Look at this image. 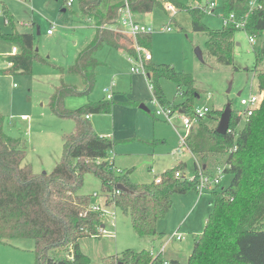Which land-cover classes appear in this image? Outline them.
Masks as SVG:
<instances>
[{
  "label": "trees",
  "instance_id": "1",
  "mask_svg": "<svg viewBox=\"0 0 264 264\" xmlns=\"http://www.w3.org/2000/svg\"><path fill=\"white\" fill-rule=\"evenodd\" d=\"M250 1L222 0V22L223 19L227 22L220 28L210 29L202 21L203 6L164 0L188 12L191 29L205 33V50L218 63L233 65L236 31L242 29L249 36L261 39L252 69L257 89L262 93L258 108L239 128L231 109L228 126L233 133L219 134L215 128L222 110L209 107L197 129H190L186 135L187 148L195 157V171L197 163L204 169L212 158L222 156L224 164L229 165L224 173L232 176L226 187L217 186L211 191L212 211L193 242L186 264H264V0H255L253 7ZM122 5L121 1L113 0H78L80 14L91 19L96 30L92 41L74 60L73 70L82 77L83 89L61 83L49 98L53 114L73 122L72 130L62 135V156L49 173H34L30 164H23L25 142L6 134L4 117L0 114V240L32 239L35 264L89 263L79 240L100 237V229L105 224L99 212L91 209L92 195L80 193L86 173L99 179L103 193L113 192L118 184L125 187L119 194L107 197L105 204L112 202L128 215L139 238L160 235L156 222L170 209L174 194L197 190V177L174 176L176 170L185 167L182 163L160 173L159 182L154 181L155 176L149 183L136 184L130 180V169L115 173L110 153L116 141L97 134L87 118L91 114L110 113L112 99L101 98L76 109L64 106L67 95L86 94L93 89L98 66L94 53L102 44L136 57L130 39L121 38L106 28L116 22ZM128 7L134 14L167 13L162 0H128ZM3 15L11 28L7 33L0 31V37L19 45V52L8 56V62L13 69L28 74L33 60L38 57L33 51L35 37L32 33L17 31L5 7ZM237 22L243 26L236 27ZM150 40L151 34L136 37L137 43L146 49ZM143 64L152 95L172 112L192 115L199 91L191 74L176 71L169 64H153L150 60ZM162 78L175 83L176 93L182 98L180 102L166 99L160 86ZM59 252L62 255H57ZM164 261L160 253L152 255L147 249H125L119 255L107 257L104 264H164ZM168 263L179 264L177 260Z\"/></svg>",
  "mask_w": 264,
  "mask_h": 264
},
{
  "label": "rangeland",
  "instance_id": "2",
  "mask_svg": "<svg viewBox=\"0 0 264 264\" xmlns=\"http://www.w3.org/2000/svg\"><path fill=\"white\" fill-rule=\"evenodd\" d=\"M178 1L203 6L205 14L202 21L208 28L217 29L222 26V0ZM66 2L0 0V31L4 33L11 28L4 19L5 6L12 15L14 28L17 31L32 32L35 37L33 51L38 57L33 60L28 74L11 69L6 58L13 54L10 48L14 45L19 50V45L0 37V114L4 117V131L25 142L24 161L30 164L34 173H49L62 156V135L72 130L73 122L69 118L54 115L49 106V98L55 87L61 83L75 86L78 90L83 89L82 77L73 71L74 60L92 41L95 33V28L80 17L78 0H73L71 5ZM162 2L165 3L164 0ZM211 2L214 3L212 7L209 6ZM164 10L167 12L165 8ZM159 14V17L148 16L147 19L156 29L151 34L150 45L147 47L153 56L151 62L169 64L176 71L190 73L194 86L199 91L195 105L207 104L210 108L223 111L230 103L235 113L240 108L239 97H248L257 90L256 74L252 69L255 52L261 47V39L255 38L252 43L244 30L236 31L233 65L221 64L206 52L205 33L191 29L188 12L175 8L166 14ZM159 26H169L170 31L160 30ZM48 29L50 34L46 33ZM94 58L98 66L93 89L86 94L67 95L64 106L67 109H76L87 102L101 98L112 99V96L118 103L142 97L139 104L145 105L148 111L140 108V112L132 117L136 130L135 139L117 145L115 165L120 168H133L131 181L141 183L154 177L155 174L152 175L149 171L150 167L159 175L183 160L187 164L186 175L191 178L194 175V159L185 147L178 150L179 135L185 136L187 132L182 124V113L175 111L169 120L162 116L153 117L158 106L153 101L147 77L138 74L143 77L146 87V94L139 93L143 89L140 90L133 84L131 78L134 74L130 72V60L123 50L118 51L102 44L95 51ZM112 82L110 96L103 89ZM160 86L167 100L173 103L182 100L176 93L173 81L162 78ZM117 111L115 113H123V109ZM92 116L98 121V128L95 129L98 131L99 127L107 128L116 114L96 113ZM90 120L92 123V118ZM244 121L241 119L237 122V128ZM199 124L192 129L196 130ZM223 161L224 157L218 156L212 158L210 164L223 166ZM196 165L200 166L198 163ZM183 169L176 171L183 172ZM231 177V174L225 172L218 187H226ZM81 191L90 195L100 192L98 179L92 173L83 175ZM110 211H113V216L109 219L108 216L103 217L104 223L107 221L103 234L81 240L80 248L90 259L88 264H104L109 255H119L125 249L158 251L161 242L176 231L183 235V239L170 240L174 251L167 245L164 257L172 256L178 258L179 264H186L190 248L212 211V194H199L196 189H189L183 194L174 195L172 206L156 222L157 230L163 234L162 240L139 238L128 215L117 207L110 208ZM0 264H35L34 241L30 238L1 239Z\"/></svg>",
  "mask_w": 264,
  "mask_h": 264
},
{
  "label": "built area",
  "instance_id": "3",
  "mask_svg": "<svg viewBox=\"0 0 264 264\" xmlns=\"http://www.w3.org/2000/svg\"><path fill=\"white\" fill-rule=\"evenodd\" d=\"M72 1L73 0H67V2H66L67 5H70L72 3ZM119 1H121L123 3V5L121 6V8L118 11V16L116 18V22L112 25L106 26V28H108L109 30L113 31L114 33L120 35L121 38H128L132 41L130 46L134 48V50L136 52V57L134 58V57L128 56L129 60L132 62V67L130 68V70L133 73H140V74H143L144 77H147V72L144 68L143 62L145 60H150L151 54L148 50L141 47L137 43L136 37L140 34H151V33H153L155 30L154 26H152L149 23H143V22L137 21L134 18V14L130 11V9L128 7V0H119ZM254 2H255V0H251L249 5L251 7L255 6ZM163 5H164V8L167 10V12L173 11L175 9V7L168 2H165ZM209 6H211V7L214 6V3L213 2L209 3ZM229 17L232 18L233 15L230 14ZM226 22H227L226 19H223V24H226ZM242 26H243L242 23H238V22L236 23V27H242ZM160 30L169 31L170 27L169 26L161 27ZM47 33H50L49 29L47 30ZM249 42L254 43L255 38L253 36H249ZM16 50H17V48L15 46H12L11 51L15 52ZM147 80H148V78H147ZM112 87H113V82L108 87L104 88L103 91L107 95L111 96L112 95ZM149 88L151 89L150 83H149ZM261 99H262V93L260 91H258V89L256 90L255 93L250 94L248 97L240 96L239 97L240 108L235 111V117L237 118V121L239 122L241 119L246 120L252 114V112L258 108ZM153 101L158 106L157 110L154 112V115L155 116H162L165 119L169 120L171 115L174 112H172L170 108L163 106L154 96H153ZM193 111L194 112L190 116L182 113V124L187 129L186 135L189 133L190 129H192L202 119L205 118L207 112L209 111V106L207 104L195 105ZM226 133H233V129L228 126ZM186 135L185 136L179 135L180 136V146H179L178 150L185 147L189 151V149L187 148V145H186V141H185ZM111 154L112 153H110V158L112 159ZM197 167L198 168H196V171L191 178H188L187 175L183 174L181 171H175L174 176L178 177V178H187V179H193L194 177H197V179H198L197 192L200 194L203 191H206V190L211 191V190L215 189L219 185V182H220V180L224 174V169L226 167H229V165L223 164V166H215L212 173H206L204 171V169H202L200 166H197ZM114 171H115V173H118V174L122 172L121 169L116 168V167H114ZM154 181L159 182L160 177H158V176L155 177ZM120 191H121L120 189L116 188L111 193L105 192L104 196H103V198H104L103 201L102 202L101 201L93 202L91 205V209L96 211V212H99V214L102 216V219L104 216L105 217L108 216V219H109L114 214L113 211H110V208L114 207V205L112 202L110 204H105V201H106L107 197H112L113 195L119 194ZM91 195H92L93 199H96V198L98 199L100 197L99 192H93ZM104 231H105V226L100 229L101 235L103 234ZM173 234H174L173 236L176 239L182 238V236L180 234H176V233H173ZM164 264H169V263H168V261L165 260Z\"/></svg>",
  "mask_w": 264,
  "mask_h": 264
},
{
  "label": "crops",
  "instance_id": "4",
  "mask_svg": "<svg viewBox=\"0 0 264 264\" xmlns=\"http://www.w3.org/2000/svg\"><path fill=\"white\" fill-rule=\"evenodd\" d=\"M113 1H115V0H113ZM67 4V3H66ZM71 5V4H70ZM193 5V4H192ZM5 7V6H4ZM6 8V7H5ZM162 11H159V12H149V13H145V14H134V18L137 20V21H139V22H143V23H149V24H151L149 21H147V19H148V16L150 17V16H155V17H159L160 16V14L159 13H161ZM163 13V12H162ZM12 16V15H11ZM83 20H86L89 24H91L92 26H93V28H95V30H96V27L94 26V24H93V21L91 20V19H89V18H85V17H82V15L80 16ZM161 27H165V26H159V29L161 28ZM164 29V28H163ZM156 30V29H155ZM111 31V30H110ZM170 31V30H169ZM7 32H9V31H6L5 33H7ZM19 32H23V31H19ZM113 32V31H112ZM29 33H32V32H29ZM39 32L37 31V34H38ZM46 33H47V31H46ZM51 33V32H50ZM50 33H47V34H50ZM114 33V32H113ZM33 34V33H32ZM114 34H116V33H114ZM152 34V33H151ZM34 35V34H33ZM116 35H118V34H116ZM14 46V45H13ZM12 48V47H11ZM11 48H10V50H11ZM17 48V47H16ZM146 49V48H145ZM116 50H118V51H121L120 49H116ZM146 50H148L149 52H150V50L149 49H146ZM11 53H13V54H16V53H18L19 52V50H18V48H17V50L15 51V52H12V51H10ZM12 54V55H13ZM150 54H151V52H150ZM128 56V55H127ZM7 59V58H6ZM7 61H8V59H7ZM150 61H153V56L151 55V59H150ZM130 64H131V66H130V68L132 67V62L130 61ZM10 67H11V69H13L12 68V66L10 65ZM14 70H16V69H14ZM74 71V70H73ZM19 72H20V70H19ZM130 72H131V70H130ZM75 73V72H74ZM132 74H134V75H132L133 77L131 78V79H133V84L134 85H136V87L138 88V89H143L142 91H138L139 93H144V94H146V87H145V83H144V80H143V77H141L140 75H138V74H140V73H133V72H131ZM96 76H97V70H96ZM114 93V92H113ZM142 98V97H141ZM141 98H137V99H139V100H137V99H135L134 98V101H123L122 100V102H119V103H122V105H119V103H118V101H116L114 98H113V96H112V101H113V105H112V108H111V111H110V114L112 113L113 115L114 114H116V116L112 119V121L109 123V126L107 127V128H102V127H99V129H98V131H96V133L97 134H99V135H101V136H106V137H109V138H111V139H113V140H115L116 141V144H115V146L113 147V150H112V154H111V156H112V159H113V162H114V165H115V160H114V154L116 153V147H117V145L118 144H120V143H122V142H126V141H128V140H131V139H135V135H136V130H135V126H134V120H132V117H135L136 116V114L137 113H139L140 111H139V109H140V105L141 104H139V101H140V99ZM117 99V98H116ZM118 100H120V99H118ZM131 100V99H130ZM143 105V104H142ZM145 106V105H144ZM146 107V106H145ZM117 109L118 110H122L123 109V113H115L116 111H117ZM148 111V110H147ZM118 112V111H117ZM153 117L155 118L156 116H154V114H153ZM88 120L90 121V123H91V118H92V123H91V125H92V127L94 128V130L96 129V128H98V121L94 118V116H92V114L91 115H89L88 117ZM192 155V154H191ZM192 158L194 159V162H195V157L192 155ZM26 162L25 161H23V164H25ZM179 163H182V164H184V169H183V174H186V167H187V164H186V162L185 161H183V160H179L178 161V163L177 164H179ZM197 163V162H196ZM223 163H224V161H223ZM195 164V163H194ZM216 165H211L210 163L207 165V166H205L204 167V171L206 172V173H212L213 172V170H214V167H215ZM115 167L116 168H119V169H121V170H123V171H126V170H128V169H130L131 170V173H132V171H133V168H127L126 166H124L123 168H120V167H117L116 165H115ZM171 167V166H170ZM169 167V168H170ZM192 169H193V171H194V173H195V169H194V166L192 167ZM149 171H150V173H152V175H154V177L155 176H158V175H156L157 173L154 171V169L153 168H149ZM165 171V170H164ZM131 173H130V175H131ZM162 173V172H161ZM130 177V176H129ZM153 177V178H154ZM159 177V176H158ZM153 178L152 179H149L148 181H145V182H141V183H136V184H143V183H149L151 180H153ZM131 180V179H130ZM98 182H99V185H100V181H99V179H98ZM135 183V182H134ZM212 191V190H211ZM211 191L210 190H206V191H203L202 193H205V192H209V193H211ZM80 193H82V194H85L84 192H82L81 190H80ZM100 193V197L97 199H93V202H95V201H103V196H104V193L103 192H99ZM174 195H180V194H174ZM173 195V196H174ZM173 196H172V200H173ZM172 206V205H171ZM106 223H107V221H105V226H106ZM156 230H157V227H156ZM157 232H159L160 233V235H157V236H153V237H148V238H150L151 240H156L157 238H160L161 240H162V238H163V234H162V232H160V231H158L157 230ZM174 233H176V234H180V233H177V231L176 232H174ZM174 234H171V236L170 237H168L167 239H165V240H163V242H161V245L159 246V250L158 251H155V252H152L150 249H147V250H149L150 252H151V254H153V255H156V254H158V253H160L161 254V256L163 257V259L164 260H166V261H170V260H177L178 262H179V260H178V258H175V257H172V256H168L167 258H165L164 257V253H165V251H166V247H167V245H169L170 246V249H171V251H174L172 248H171V245H170V240H176V241H181L182 239H183V235L182 234H180L181 236H182V238L181 239H176L174 236H173ZM200 235V234H199ZM198 235V236H199ZM85 238V237H84ZM144 238V237H143ZM83 238H81L80 240H79V245H81V240H82ZM190 251H191V248H190ZM190 251H189V253H190ZM114 254H112V255H109V256H113ZM189 255V254H188ZM188 257V256H187Z\"/></svg>",
  "mask_w": 264,
  "mask_h": 264
},
{
  "label": "water",
  "instance_id": "5",
  "mask_svg": "<svg viewBox=\"0 0 264 264\" xmlns=\"http://www.w3.org/2000/svg\"><path fill=\"white\" fill-rule=\"evenodd\" d=\"M198 56H200V53L197 51ZM237 95H240V93H238ZM141 109L143 110H148L144 105H140L139 106ZM230 116H231V107L229 104H227L223 111L220 114V117L218 119L215 131L219 134H225L226 130L228 128V124H229V120H230ZM117 188L120 190H126L125 187L121 184L117 185Z\"/></svg>",
  "mask_w": 264,
  "mask_h": 264
}]
</instances>
